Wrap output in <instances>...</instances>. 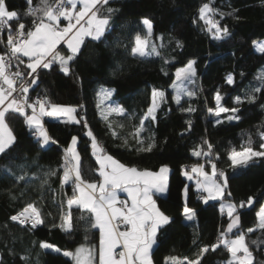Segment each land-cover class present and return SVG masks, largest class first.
<instances>
[{"label": "trees", "instance_id": "1", "mask_svg": "<svg viewBox=\"0 0 264 264\" xmlns=\"http://www.w3.org/2000/svg\"><path fill=\"white\" fill-rule=\"evenodd\" d=\"M39 2L32 0V6ZM204 3H210L223 14V19L219 15L214 19L228 27L231 33L228 38L216 41L203 31L198 9ZM6 5L19 13L20 22L29 28L32 26L33 17L26 15L27 0H6ZM107 7L115 11L102 40L85 39L80 53L71 62L69 75L61 72L56 63L50 69H39L35 75L37 83L28 92L30 97L47 98L51 104L75 108L79 123L44 116V127L57 143L41 148L23 116L9 117L8 123L17 141L6 155H0V264H74L63 252L74 251L81 245L94 247L97 258L99 232L88 223L90 212L82 213L76 206L72 207L68 209L72 230L66 232L60 227L61 216L67 211L66 202L73 197L70 185L61 186L63 156L73 137L77 138L83 178L90 182L100 180L91 139L86 135L89 130L106 154L127 167L156 171L166 165L170 170L168 193L156 198L158 207L170 220L158 230L153 264H165V258L171 256L179 260L185 257L195 260L199 256L200 264H228L230 254L224 246L215 251L209 248L202 256L200 250L218 243L229 217L220 212L218 202L197 201L193 185H186L182 176L184 169L197 163L203 164L207 172L211 171L209 159L226 175L228 187L224 198L237 205L240 215L241 227L231 238L244 232L255 257L254 264H264V230L255 227L256 212L264 201V158L236 167L228 160L233 149L239 151L249 146V141L256 150L264 143L260 138L264 132V88L255 94V102L246 100L252 89L261 85L260 77L264 76V53L253 47L254 42L264 39V0H109ZM145 18L153 23L150 45L155 44L160 55L141 59L131 55L130 50L137 34H147L141 23ZM11 23L15 26L17 22ZM0 40H7V29L0 33ZM177 41L182 47H177ZM6 50L0 45V54ZM59 51L68 54L64 48ZM190 60L196 61L197 77L194 84L185 82V86L195 96H182L177 104L170 86L176 72ZM229 74L233 76L232 85L226 83ZM102 89L112 91L111 97L104 96L106 102L111 106L120 105L127 114L126 117L109 115L112 130L119 138L113 137L108 122L103 119L98 95ZM153 89L163 91L165 96L159 101L156 120H146L141 135L146 143L154 139L155 146L150 152L139 151L132 134L152 104ZM217 91L223 106L240 109L235 114L238 120H228L230 112L215 116L209 111L216 107ZM237 97L243 101L239 105L235 103ZM190 106L195 111L181 110ZM120 123L124 125L122 128L118 126ZM205 141L212 146L210 157L193 155L198 146L207 151ZM21 165H27L24 171L28 179L17 183L4 169L11 166L19 175ZM49 169L56 175L47 177L48 183L42 185L44 173ZM249 197L253 203L247 207ZM242 201L245 206L240 208ZM29 203L40 209L44 219L35 229L11 220L12 215ZM184 206L195 210V222L183 221ZM248 228L256 231L248 233ZM42 241L59 248L60 252L42 250ZM25 256L28 259L22 260Z\"/></svg>", "mask_w": 264, "mask_h": 264}, {"label": "snow or ice", "instance_id": "2", "mask_svg": "<svg viewBox=\"0 0 264 264\" xmlns=\"http://www.w3.org/2000/svg\"><path fill=\"white\" fill-rule=\"evenodd\" d=\"M28 9L26 15L32 16V26L29 28L25 23L20 22V15L17 11L9 10L6 0H0V33L7 29L6 51L0 54V155H6L8 151L15 145L17 137L14 135L8 120L10 115L19 114L25 118V124L33 130V135L37 139L41 148L49 143L55 144L56 140L52 139L46 131L41 117H60L68 116L71 122L79 123V120L73 116L76 112L75 108L64 107L57 104H51L47 98H38L34 102H30L28 96L29 88L37 83L38 69H50L56 63L60 66V71L65 75L71 72V62L80 53L81 46L84 44L85 38H91L94 41H101L105 33L109 30L111 14L115 11L109 5V0H40L35 7L32 6V0H27ZM107 13V15L104 14ZM219 15L223 19V14L210 5L204 3L198 9V20L203 22V31L208 33L211 39L222 41L228 38L231 33L227 26H222L220 20L214 19ZM61 19L67 21V25L61 27ZM12 21H16L15 26ZM197 21H194L196 23ZM147 30V34L142 36L137 34L131 47V55L141 59L149 56H159L160 52L155 44H149V38L153 35V23L145 18L141 21ZM63 42L66 44L69 53L62 55L58 50V45ZM256 50L264 53V42H254ZM177 47H182V43L177 41ZM24 57L28 60L25 62ZM168 61H165L167 63ZM196 61L190 60L187 65L176 72V80L173 82L174 96L173 99L180 104L182 96H195V93L185 86L187 83H195L197 70L195 68ZM24 65L29 71L25 72L21 69ZM31 77V79H26ZM262 83L260 86L252 89V92L246 96L248 102H255L256 93H260L264 88V76L260 77ZM226 83L232 85L234 83L233 76L229 74ZM15 93V95H14ZM101 93L105 97H111L112 91L102 89ZM99 95V94H98ZM165 96L163 91L153 89L152 104L149 106L147 113L140 119L139 126L135 127L132 134L136 143L139 145V151H151L155 146L154 139L145 142L141 133L145 129V121L151 118L156 120L155 112L159 107V101ZM216 107L209 109L215 115L220 116L221 113H232L227 117L228 120L239 119L235 115L239 112L238 107L227 108L222 105V96L219 91L215 97ZM243 101L237 97L235 103L241 104ZM83 107V106H81ZM26 109H31L28 114ZM182 111H195L191 106ZM115 114L118 117H126L125 109L120 105H113L109 108V115ZM109 115L103 116L108 122V127L112 130L113 121L109 119ZM83 119V118H81ZM190 124V121L188 122ZM216 123H220L219 120ZM123 127L122 123L118 124ZM87 128V123L84 124ZM86 135L91 139V147L96 162L99 165L98 174L101 181L90 182L83 178L81 172L80 155L77 153L75 145L77 138L73 137L71 144L65 149L64 173L61 177V186L71 182L74 192H78V196H73L67 200L69 210L76 206L83 213L90 212L92 215L88 218L91 228H98L100 231L98 264H153V248L157 244L158 230L169 223L170 218L165 215L157 207L153 197V190L156 193L164 192L167 188V173L169 168L161 166L159 172L148 170L140 171L136 167H126L124 164L115 160L111 155L105 153L104 148L100 145L97 138L89 130ZM114 138H119L118 134L112 130ZM260 138L264 141V132L260 133ZM125 144L127 140L125 139ZM208 145L207 151L202 146L193 151V155L200 157H210L212 146L208 141L204 142ZM260 150L249 146L242 147L237 151L233 149L228 160L233 167L239 165H247L256 158H264V143L259 146ZM70 154V156H69ZM211 164V174L205 170L203 164H194L191 173H195L202 179H197V188L205 196H202L203 202L208 203L209 200H222L225 197V189L228 187V180L223 171H217L216 164ZM20 174L17 175L11 166H7L4 170L12 175L16 182L27 181V173L24 168L27 165H21ZM183 174L188 179L193 176L186 170ZM56 175V172L49 169L44 173L45 179L41 181L42 185L48 183L47 177ZM35 179V177H33ZM221 181H223L221 183ZM117 189H121L128 193L131 201L129 205L127 201H121L117 196ZM230 195V193H228ZM253 203L252 197L248 198L247 204ZM117 205H120L119 207ZM245 206L242 201L240 208ZM227 211L229 223L226 229L222 230L218 243L210 246H204L200 250V255L209 251H215L221 244L230 254L228 264H254L255 257L247 242L244 232L235 234L234 238L229 237V233L233 229L238 228L240 224V215L237 212V205L231 202L221 203V212ZM183 214L187 220H193L196 216L195 210L187 206L184 207ZM83 218V217H82ZM258 228L264 230V208L257 214ZM11 220L18 222L22 226L31 225L35 229L38 225L44 223V219L40 209L34 204L29 203ZM62 224L60 227L66 232L72 230L71 212L65 216H61ZM127 225L124 231L119 230V224ZM255 228H248L247 232L252 233ZM256 244L257 241H252ZM122 247L118 258L115 249ZM42 250L51 249L54 252H60L59 248L47 242H41ZM63 255L74 260L75 264H95L96 249L81 245L75 250V253L64 251ZM22 260L28 258L21 257ZM165 264H200L199 256L195 260L187 257L179 260L177 257L171 256L165 258Z\"/></svg>", "mask_w": 264, "mask_h": 264}, {"label": "crops", "instance_id": "3", "mask_svg": "<svg viewBox=\"0 0 264 264\" xmlns=\"http://www.w3.org/2000/svg\"><path fill=\"white\" fill-rule=\"evenodd\" d=\"M85 39H87V37L85 38ZM61 48H64L66 51H68V53H69V50L67 49V46H66V44H64L63 42H61V44L60 45H58V47H57V50L59 51V49H61ZM60 52V51H59ZM61 53V52H60ZM62 54V53H61ZM63 55V54H62ZM24 59H26V60H28V58L27 57H24ZM59 65V64H58ZM216 102V101H215ZM64 107H68V106H64ZM72 108V107H71ZM73 116H75V113H73ZM57 119H60V120H64V121H69V122H71L70 121V119H69V117L68 116H60V117H56ZM76 118V117H75ZM41 120H42V122H43V117H41ZM29 128V127H28ZM30 129V128H29ZM72 142V141H71ZM71 142H70V144H71ZM50 144V143H49ZM77 145V144H76ZM75 145V146H76ZM69 146V145H68ZM92 153H93V149H92ZM69 156H70V154H69ZM94 156V155H93ZM64 157V160H65V155L63 156ZM94 158H95V160H96V157L94 156ZM116 160V159H115ZM119 162V161H118ZM97 163V162H96ZM97 166H98V168H99V165L97 164ZM127 167V166H126ZM161 168V167H160ZM159 168V169H160ZM191 168H192V166H190L188 169H186L192 176H193V179H188V177L187 176H184V174L182 173V176H183V178L185 179V181H186V185H189V184H192L193 185V188H194V191L196 192V193H201L202 194V196H205L206 195V193H203L201 190H198V188H197V183H196V181H197V179H202V177H198L195 173H191ZM159 169L158 170H156V171H152V172H159ZM139 170V169H138ZM140 171H144V170H140ZM149 171V170H148ZM212 171V170H211ZM211 171H208V173L209 174H211ZM64 173V172H63ZM169 174H170V170L168 171V173H167V188H166V191H164V192H160V193H156L155 192V190H153V199L155 200V202H156V205H157V201H156V198L157 197H165L166 195H167V193H168V179H169ZM62 176H63V174H62ZM101 181V177H100V180L97 182V183H99ZM223 182V181H222ZM221 182V183H222ZM71 186L72 187V193H73V196L75 195V196H78L79 195V193L78 192H74V187H73V184L71 183V182H69L68 184H65V185H63L62 187H66V186ZM183 194H184V191H183ZM117 196H118V199L119 200H121V201H127L128 202V204L130 205L131 204V201L129 200V198H128V193L126 192V191H123V190H121V189H117ZM185 199V200H184ZM226 199V198H225ZM185 201V202H184ZM213 201H216V202H218V208H219V204H220V200H209L208 202H213ZM183 202L184 203H186V191H185V198L183 197ZM202 202H203V199H202ZM118 207L120 206V205H117ZM73 207H75V206H73ZM157 207H158V205H157ZM66 208H67V211H66V215L69 213L68 212V205H67V202H66ZM159 208V207H158ZM160 209V208H159ZM219 210H220V208H219ZM160 211H161V209H160ZM220 212H221V210H220ZM224 214H227V212L226 211H224L223 212ZM65 215V216H66ZM92 215V214H91ZM166 215V214H165ZM189 222H195V218L193 219V220H190ZM128 228V226L127 225H125L124 224V226H120L119 225V230L120 231H124V230H126ZM97 230H98V232H99V240H100V231H99V229L97 228ZM222 245V244H221ZM156 246V245H155ZM154 246V247H155ZM223 246V245H222ZM80 247V246H79ZM77 249V248H76ZM75 249V250H76ZM98 249H99V242H98ZM123 249H122V247H117L116 249H115V254H116V256L118 257V254H119V252L120 251H122ZM75 263V262H74ZM95 264H98V251H97V258L95 259Z\"/></svg>", "mask_w": 264, "mask_h": 264}, {"label": "rangeland", "instance_id": "4", "mask_svg": "<svg viewBox=\"0 0 264 264\" xmlns=\"http://www.w3.org/2000/svg\"><path fill=\"white\" fill-rule=\"evenodd\" d=\"M144 26V25H143ZM147 31V30H146ZM151 37L149 38V44H150V41H151ZM257 43H259V42H264V39L263 40H260V41H256ZM253 47H254V50L255 51H257L256 50V47H255V44H253ZM258 52V51H257ZM180 70V69H179ZM175 80H176V77H175ZM174 80V81H175ZM170 89L171 90H173L174 91V89H173V83H172V85L170 86ZM99 98H100V101H101V105H102V107H103V115L105 116V115H109V108H110V104H108L107 102H106V100H105V97H104V95L101 93V91H100V93H99ZM158 103H159V99H158ZM113 106V105H112ZM72 141V140H71ZM77 144V143H76ZM70 145V144H69ZM75 148H76V151H77V147L75 146ZM78 153V152H77ZM185 176V175H184ZM185 189H184V194H183V197L185 198ZM185 200V199H184ZM185 202V201H184ZM222 202H224V203H228V202H231L230 200H227V199H225V198H222V200H220V204H219V208H220V210H221V203ZM231 203H233V202H231ZM185 204V203H184ZM252 205V204H251ZM251 205H248L247 204V207H249V206H251ZM185 207V206H184ZM262 208H264V201H263V203H262V205H261V207L257 210V212H256V225H255V227L257 228L258 227V218H257V214L261 211V209ZM226 211V210H225ZM227 212V211H226ZM183 221L184 222H189L190 220H187L186 218H185V216H184V214H183ZM232 238H234V237H232ZM70 252H73V253H75V250L74 251H70ZM67 258H69V257H67ZM69 259H71V258H69ZM72 261H73V263H74V260L73 259H71ZM75 264V263H74Z\"/></svg>", "mask_w": 264, "mask_h": 264}, {"label": "built area", "instance_id": "5", "mask_svg": "<svg viewBox=\"0 0 264 264\" xmlns=\"http://www.w3.org/2000/svg\"><path fill=\"white\" fill-rule=\"evenodd\" d=\"M67 21H65V20H63V19H61V27H63V26H66L67 25ZM6 42V41H5ZM0 45L3 47V49H5L6 50V47H5V44H3V43H0ZM22 59H24V58H22ZM25 60V62H27V60L26 59H24ZM23 68H24V70H25V72H27V71H29L28 69H26L25 67H24V65H21ZM39 70V69H38ZM38 70H37V72H38ZM34 75H36V74H34ZM26 79H31V77H26ZM30 89V88H29ZM14 95H15V93H14ZM29 98H30V102H34V101H36L39 97H30L29 96ZM41 99H43V98H41ZM26 111H27V113L28 114H31V109H26ZM217 171L219 172V171H222L221 169H217ZM222 182V181H221ZM196 200L197 201H199V202H201V200H202V194L201 193H197L196 194ZM27 206V205H26ZM25 206V207H26ZM22 210V209H21ZM20 210V211H21ZM19 212V211H18ZM17 212V213H18ZM16 213V214H17ZM16 214H14V215H16ZM14 215H12V216H14ZM11 216V217H12ZM13 221V220H12ZM13 222H15V223H17V224H19L18 222H16V221H13ZM19 225H21V224H19ZM120 226H124V224H123V222H121L120 224H119ZM24 226H30L31 227V225L29 224V225H24ZM38 226H40V225H38ZM37 226V227H38ZM118 258V257H117Z\"/></svg>", "mask_w": 264, "mask_h": 264}, {"label": "water", "instance_id": "6", "mask_svg": "<svg viewBox=\"0 0 264 264\" xmlns=\"http://www.w3.org/2000/svg\"><path fill=\"white\" fill-rule=\"evenodd\" d=\"M228 223H229V221H228ZM228 223H227V224H228ZM226 227H227V225L225 226V229H226ZM240 227H241V222H240L238 228L233 229V232L228 234L229 237H231L236 231H238V230L240 229Z\"/></svg>", "mask_w": 264, "mask_h": 264}]
</instances>
